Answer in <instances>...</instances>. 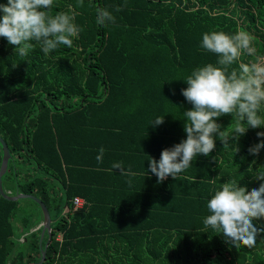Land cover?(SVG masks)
<instances>
[{
	"label": "trees",
	"instance_id": "16d2710c",
	"mask_svg": "<svg viewBox=\"0 0 264 264\" xmlns=\"http://www.w3.org/2000/svg\"><path fill=\"white\" fill-rule=\"evenodd\" d=\"M98 7L113 12L115 23L98 25ZM70 8L81 29L71 47L45 56L33 41L20 57L0 37V134L12 152L4 188L42 197L54 218L66 191L69 208L77 193L86 200L54 222L41 264H264V231L254 246L236 248L203 223L225 181L249 191L264 183L254 176L264 171V148L249 152L264 142L257 137L264 126L230 137L225 148L215 135L214 150L177 179L158 182L149 168L151 157L158 161L186 139L183 112L193 105L182 95L183 79L218 61L201 46L205 32H248L256 55L242 53L233 67L262 61L264 0H83L82 7L53 0L51 11ZM157 117L163 123L151 126ZM216 119L221 130L235 123L230 114ZM2 153L0 145V163ZM117 162L136 175H122ZM30 199L29 207L0 192V264L41 256V226L31 228L43 215ZM254 223L264 228V220Z\"/></svg>",
	"mask_w": 264,
	"mask_h": 264
},
{
	"label": "clouds",
	"instance_id": "9594fccd",
	"mask_svg": "<svg viewBox=\"0 0 264 264\" xmlns=\"http://www.w3.org/2000/svg\"><path fill=\"white\" fill-rule=\"evenodd\" d=\"M83 6V0H78ZM53 0H7L0 3V37L14 46V53L26 57L33 49V41L40 45L45 56L60 45L71 47L78 37L80 28L75 24V13L59 11L52 13ZM121 8H115L120 11ZM116 17L108 8L96 9V23L107 25L115 23ZM254 38L246 31L229 34L222 30H211L202 36L201 46L218 56L216 64L207 63L192 70L183 79L187 87L182 95L193 105L183 112L186 139H182L170 148L161 151L160 158L149 160L152 174L162 182L171 176L175 179L188 169L194 158L209 155L215 148V135L218 134L225 147H229V138L238 139L248 128L264 126V61L240 62L242 53L255 57ZM230 114L234 126L221 130L217 119ZM164 117H157L150 125L162 124ZM264 137V132H257ZM264 142L249 148V152L258 155ZM104 149L99 150L96 159L103 163ZM122 175L134 177L135 172L124 169L117 162L112 165ZM264 181V171L254 175ZM129 185L132 180H128ZM210 213L203 223L206 227L222 234L228 243L239 248L241 245L252 247L257 235L264 231L254 221L264 220V183L250 191L239 181L227 180L214 190L207 202Z\"/></svg>",
	"mask_w": 264,
	"mask_h": 264
},
{
	"label": "water",
	"instance_id": "95a60500",
	"mask_svg": "<svg viewBox=\"0 0 264 264\" xmlns=\"http://www.w3.org/2000/svg\"><path fill=\"white\" fill-rule=\"evenodd\" d=\"M0 145L3 151L2 159L0 163V192L1 194L4 197L9 198V199H21L23 197L32 198L41 207L42 215H43L42 223H41V233H40V238H39V243L41 247V256L38 260H35L33 262L23 263V264H41L46 258L47 246L52 236L54 222L58 220L59 218H61L62 215L65 214L66 209L69 207L70 197L65 188L66 192H65V198H64L63 205L61 206V210H60L58 217L54 218L52 217L50 208L48 207L46 201L42 197L32 192L28 193V192H23V191L18 190L17 192L12 193L11 191L6 190L3 184V176L7 171L9 160L12 157V152H11V148H10L8 141L1 134H0Z\"/></svg>",
	"mask_w": 264,
	"mask_h": 264
},
{
	"label": "built area",
	"instance_id": "2783aa9c",
	"mask_svg": "<svg viewBox=\"0 0 264 264\" xmlns=\"http://www.w3.org/2000/svg\"><path fill=\"white\" fill-rule=\"evenodd\" d=\"M83 198L80 197V196H74L72 198V203H73V209L75 210L77 207L81 206L82 203H83ZM68 211H70V208L68 207ZM59 237H60V234H59Z\"/></svg>",
	"mask_w": 264,
	"mask_h": 264
},
{
	"label": "rangeland",
	"instance_id": "374dc122",
	"mask_svg": "<svg viewBox=\"0 0 264 264\" xmlns=\"http://www.w3.org/2000/svg\"><path fill=\"white\" fill-rule=\"evenodd\" d=\"M262 61H264V58L262 59ZM261 115H264V108H262V110H261ZM259 143V142H258ZM21 201H22V203H24L25 205H27V206H32L31 204H33V201L30 199V198H28V197H23V198H21ZM40 223V222H39ZM38 223V224H39ZM38 224L37 225H35V226H38ZM35 226H33V227H35Z\"/></svg>",
	"mask_w": 264,
	"mask_h": 264
},
{
	"label": "crops",
	"instance_id": "0c3cea01",
	"mask_svg": "<svg viewBox=\"0 0 264 264\" xmlns=\"http://www.w3.org/2000/svg\"><path fill=\"white\" fill-rule=\"evenodd\" d=\"M55 187H56V186H55ZM9 191H10V190H9ZM56 191H58V190H56ZM57 193L60 194V195H61V194H64L63 191H58ZM75 196H80V197L83 198L84 201H83L82 205H83L84 202L86 201L85 198H84V196H83L81 193H77ZM72 205H73V203H72ZM72 208H73V206L70 208V212L74 210V209H72ZM67 212H68V208L66 209L65 214H67Z\"/></svg>",
	"mask_w": 264,
	"mask_h": 264
},
{
	"label": "bare ground",
	"instance_id": "6f19581e",
	"mask_svg": "<svg viewBox=\"0 0 264 264\" xmlns=\"http://www.w3.org/2000/svg\"><path fill=\"white\" fill-rule=\"evenodd\" d=\"M41 223H42V220L40 221V223L38 224V226L32 227V228H31V231L34 230V229L39 228V227L41 226ZM24 239H25L24 234L21 235V236L19 237V240H20V241H22V240H24Z\"/></svg>",
	"mask_w": 264,
	"mask_h": 264
}]
</instances>
